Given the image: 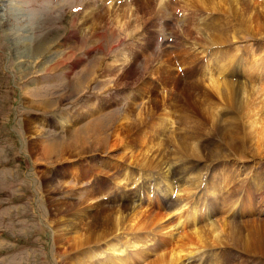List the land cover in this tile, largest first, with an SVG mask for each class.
Here are the masks:
<instances>
[{
  "label": "rangeland",
  "instance_id": "obj_1",
  "mask_svg": "<svg viewBox=\"0 0 264 264\" xmlns=\"http://www.w3.org/2000/svg\"><path fill=\"white\" fill-rule=\"evenodd\" d=\"M3 1L9 9L6 13L13 18L7 23L0 19V264H64L69 260L76 264L86 247L71 253L58 248L55 234L61 233L65 242L71 243L78 229L58 226L57 218L66 215L54 209L51 198L78 194L80 189L91 188L92 177L103 175L112 177H102L106 183H100V190L109 184L94 205L113 211V231L106 241L114 243V254L121 263L153 264L161 255L167 261L164 254L175 248L182 237L199 232V239L181 244L183 251L203 256L204 262H214L216 254L232 258L227 264H264V256L234 244L226 230L228 225L246 232L241 220L264 218V155L261 146L249 136L246 120L248 99L253 95L235 104L227 98L226 89L217 87L220 82L238 88L264 87V25L257 29L247 26L231 0H143L144 11L130 27L110 19L108 0ZM250 1L256 9L264 10V0ZM120 2L114 0L113 8H120ZM84 5L91 7L86 9ZM78 7L82 8L78 15H89L90 9L100 15L94 22L96 36L87 38L91 25L87 21L78 22L76 28L73 19ZM34 15L45 27L28 30L24 46L27 56L19 58L14 48L19 35L12 38L10 32L21 25L29 29ZM123 19L130 21L127 15ZM39 43L51 46L35 59L34 49ZM55 49L59 53L53 59L55 53L48 52ZM57 58L62 63L46 73L48 64L56 65ZM77 59L81 62L69 73ZM113 60L114 69L119 71L107 80L100 74L104 65ZM95 63L97 70L87 76ZM127 71L130 73L120 79V74ZM51 75L56 79L53 87L45 84ZM81 81L83 85H79ZM119 89L124 92L110 100L109 94ZM25 93L34 99L30 104ZM100 96L110 101L100 113L89 114L92 106L84 108L88 114L81 112L85 99H92L96 108ZM165 110L167 114L162 117ZM103 114H110L109 119ZM57 117H67V131ZM112 118L114 128L134 126L129 133L134 140L128 142L125 131L110 148L96 151L100 149L96 148L99 141L94 146L91 133L84 128L102 119L100 130L109 143L112 135L106 130ZM149 124L154 128L146 135L137 132V127L143 129ZM36 128L38 134H34ZM77 129L82 130L74 133ZM51 137L56 141L68 137L71 143L80 138L89 152L72 150L68 153L72 158L62 162L54 161V156L49 161L37 160L38 155L30 150L32 143ZM140 138L156 141L150 153L143 155L138 150L135 143ZM256 162L262 184L259 190L254 185L251 193ZM79 163L82 174L77 176ZM90 164L93 170L89 172ZM58 168L71 172L59 177ZM74 173L77 178L72 184ZM223 173L238 180L229 196L222 183L225 193L212 196L207 182ZM89 178L92 181L88 182ZM250 194L253 213L241 214L239 211L250 203ZM224 195L229 198L227 206L223 204ZM210 201L218 211L207 208ZM195 210L199 211L194 213ZM144 213L162 216L173 234L161 230V225L153 221L151 225L132 226L143 219ZM161 235L169 241L156 244L153 253L135 259L132 237L158 240ZM101 244L97 242V247ZM144 249L149 250V246ZM108 256L102 252L101 257Z\"/></svg>",
  "mask_w": 264,
  "mask_h": 264
},
{
  "label": "bare ground",
  "instance_id": "obj_2",
  "mask_svg": "<svg viewBox=\"0 0 264 264\" xmlns=\"http://www.w3.org/2000/svg\"><path fill=\"white\" fill-rule=\"evenodd\" d=\"M231 3L235 5L236 11L240 15L242 21L247 26L253 27V29H257V27L264 25V10L260 11V10L256 9L255 5L250 0H231ZM84 6L86 9H89L91 7V6L87 7V5H84ZM108 7L112 11L110 13L111 14L110 19L112 21L119 20L121 22L120 23L121 26L126 25L127 27H130V26L135 25V23L137 22V19L139 18V14L142 11H144V2H143V0H121L120 8L114 9L113 8L114 7V0H108ZM6 10H9L8 6L6 5V3L3 0H0V19L6 20L5 22L3 20L4 23H7L9 18H13V17H10V15H8L6 13ZM81 11H82V8L78 7V12L74 16L73 23L76 24V28H78V22L83 21V20L87 21L89 23V25L91 24L90 27L88 28L87 33H86L87 38H88V35H89V37L96 36L98 33L97 32L98 29L96 28L97 26L94 22L99 20L100 15L97 14L96 11L92 12L93 10H91V9L87 13L89 15H86V13L84 15H81V13L78 15V13ZM125 15L129 16V18H130V21L128 23H126L125 20L123 19V17ZM17 21H20V20H17ZM29 22H31L29 29H28L27 25H25V26L21 25V27H16L14 32H10L12 38L15 37L16 35L17 36L19 35L18 39L14 40V48L16 50V53L19 54L18 55L19 58H22L25 56L24 58L26 59V56H27L24 46L26 45V42L28 41V38H29V35H28L29 31L28 30H30V29L35 30V29H39L40 27H42V28L45 27L44 23L39 24L38 18L36 19V15L31 17ZM141 38H142V35L139 34L137 36V40L140 41ZM50 46H51V44H49V43H45V44L39 43L37 45V47L34 49V58L38 59L39 57H41L42 54L45 53ZM62 47H63V45H62ZM58 51L59 50L55 49L54 51L52 50L48 53H55L54 55L52 54L53 59H54V56L56 55V53H59ZM61 52L66 53L64 51H61ZM46 56H47L46 59H48L49 55H46ZM61 57H63V55ZM51 60H52V58H51ZM57 60H58V62L56 65L54 64V62L52 63V66H51V63H50V65L48 64L49 68L47 70L45 69L46 73H48L49 71L54 69L53 65L57 66L59 63H62V61H60V59L57 58ZM47 61H49V60H47ZM80 62H81V59L75 60L73 62V67L69 69V73L72 72L74 70V68L79 65ZM25 63L27 64L26 61H25ZM106 64L104 65V67L102 66L103 68L101 67L103 71L100 75L102 77L105 76L106 79L108 80V78L110 79V77H115L119 70L117 68L114 69V66H113L114 60H113V62L108 63L107 65ZM92 65L93 64H91L89 67H91ZM97 68H98V64L95 63L93 68L91 69V72H89V69H88V72L86 73L87 76L88 75L90 76L92 73H94V71H96ZM86 71H87V69H86ZM129 73H130V71H127L125 74H120L119 78L123 79ZM55 80L56 79L54 78V76L51 75L49 77L48 81H46L47 83H45V84L46 85L51 84L50 86L53 87V86H55L54 85ZM83 84H84V82H82V81L79 83V85H83ZM217 87H223L224 89H226L227 90V98L231 102H234L235 104H242L243 101L245 100V97H248L249 95H253V98L248 99V108H247V112H246L247 130H248L249 136L251 138L253 137V139L261 146V148H260L262 150L261 153H263V155H264V87H261V86L255 87V86L247 85L246 87L238 88V87H235L233 84H230L229 82H220V84H217ZM123 92H124V89H119L115 93L113 92V93L109 94L110 100H111V97L114 99V95L118 96V95L122 94ZM34 93H36V92H33V94ZM96 97H97V95H96ZM24 98L27 101H29V104H30V102H33V100H34V99H32L33 98L32 95H29V94L27 95L26 93H25ZM49 98L52 99L53 96H49ZM45 101H46V99H45ZM109 102L110 101H105V99L101 98V96H100L99 104H97L98 106H96V108H95V105H94L95 102L88 97L81 104L80 109H81V112L84 113L87 111V110H84L85 107L87 109V107L92 106L91 108H89V109H92L91 113H89V114L94 115V114L100 113L101 108L105 107V104H107V103L109 104ZM32 106H34V105H32ZM37 106L38 105H36V107ZM63 110H66V109H63ZM88 112H86V114H88ZM166 114H167V111L165 110L162 114V117L166 116ZM98 115L94 119H96L98 117ZM109 115L110 114H106V115L103 114L102 116L106 117L105 119H107ZM67 117H68V115H67ZM67 117L66 118H62V117L58 118L57 117L59 122L61 123L60 126H63V128H65L66 131L68 129L67 128V126H68L67 125V121H68ZM97 120H95L96 122H91L90 125H88L86 128H84L85 131H88L91 133L90 134L91 142L94 143L93 144L94 146L99 141L96 148L100 147V149H97L96 151L101 150V148L103 150L110 148L114 144V143L112 144V142H114L118 137H121L125 131H127V135H126L127 141L131 143L134 140V138L132 136L129 137V133L134 130V126H132V127H121L120 125H116L114 128V118H112L111 125L106 130V131L110 132V135H112L111 140L109 143L105 142L104 136L100 130L101 126L103 125V120L102 119L99 121H97ZM54 122H55V120H54ZM59 122H58V124H59ZM219 125H221V124L219 123ZM29 128H30V130H32V127H29ZM138 128H139V130L137 132H140L142 135H146L154 127L152 124H149V125H146L143 129H141L140 126L137 127L136 129H138ZM37 130H38L37 128H36V130H34V134H38L39 130L38 131ZM81 130L82 129H77L74 133H77L78 131L80 132ZM223 130L226 131L225 128H223ZM143 131H145V133ZM61 140L56 141V140H54V138L52 139V137H51V139L49 138L48 140H46L45 142L43 141L42 143H41V141H38V142L35 141L32 143L30 150L32 151V153L38 155V156H36L37 160H41V161L48 160L49 161L51 159V157L54 156V161H56V162L57 161L62 162L65 159L72 158V156H70V154H68L72 150L78 149L82 153L89 152V151H86V149H85L86 146L84 145L83 142H81L80 138H77L76 140H74L73 143L70 142V138L68 139V137L65 138L64 141L63 140L61 141ZM226 140H228L230 142V139H226ZM135 144H136V147L138 148V150H140L141 153L144 155L148 152L150 153L151 149L156 146V141H154L153 138H151L149 140H146L145 138H140V140L137 141ZM80 163L76 165L77 166L76 167V169H77L76 175L77 176L82 174V168H81V174L79 173ZM89 168H90L89 172H90V170L91 171L93 170L92 164H90ZM66 172H71V170L58 168V170H57L58 175L57 176L64 177L66 175ZM89 172H88V174H89ZM260 173H261L260 169L258 170V162H256L254 165V173H253V176L251 179L252 183H253L251 193H252V191H254V185L256 186V188H258L256 190H259V188H261L262 177H260ZM76 175L74 173L70 183L73 184L74 182H76V180H75L77 178ZM261 175L264 178V173L263 174L261 173ZM102 177L111 178L112 176H107V177L104 175L98 176V177L94 176L91 178V179H93V181L90 178L88 180V182L90 180L92 181L91 188L82 190V189H80L81 187H78L80 189L78 194L77 193L76 194L66 193L61 198L60 197L59 198H51V201H53L52 203H53L54 209H58V211H60V212L62 211L64 213V215H66V217L64 216L63 219L60 217L57 218L58 226L59 227H65L64 229H67V230L73 229V231L74 230L76 231L78 229V234L77 235L73 234L74 235L72 237L73 241L71 243H69L68 240H66V242H65L64 239L66 237L64 235H61V233L59 235L54 233L55 234L54 241L58 245L59 249L64 247V250L61 251L63 253H66V252L71 253L72 251H74L78 248L86 247V249L83 250V252H82L83 254H81L82 256L79 258V261H78L79 263L76 261L77 262L76 264H124V263L125 264H131V263H126V262L121 263L118 256L114 254V243L111 242L110 240L106 241V239H107L106 237H109V234H111V232L113 231V224L111 221L113 211L110 208H105V210L100 209L99 208L100 204L94 205V202L96 203L99 201V197H100V194H102V190H105V187L109 184V182H107V185L105 187L102 186L104 188L100 190V187H99L100 183H102V184L106 183V180L102 179ZM224 180H226V182H224ZM237 180H238V178H235L231 174L227 175L226 173H223L215 181L209 180L207 182V189L212 194V196H216V194L225 193L224 187L226 185V187L228 188L227 189L228 192H226V193H227V196H229L230 195V188L234 186V183L237 182ZM70 183H68V184L70 185ZM221 183L224 186L223 190L220 186ZM50 184L52 185V182H50ZM66 186H68V185H66ZM68 187H71V186H68ZM68 187H66L64 189H68ZM54 189H56L57 192L60 191L59 190L60 188L58 186H55V185H54ZM47 191H48V189H47ZM76 191H78V190L76 189ZM227 196L224 195V197H223L224 206H227V201L229 199V198L227 199ZM58 199H59V201H57ZM73 199L76 200V203H75V201H73ZM251 199H252V195L250 194V203L246 204V206L239 211L241 214H243V211H245V212L248 211L250 214L253 213V211H251L252 204H253ZM80 204H82V206H80ZM98 208L100 210H98ZM207 208L212 209L213 211H218L217 208L213 207V205L211 204V201L208 204ZM91 209H95V210H97V212L96 213H90L89 210H91ZM231 210H234V209H231ZM198 211L199 210H195L194 213H196ZM256 211H254V213H257ZM186 218H187V216H186ZM151 221H153L152 224H155V223L160 224L161 230L168 232V234H171V235L173 234V233H171L172 231L169 228V226L167 225V223H165L164 218L160 215L156 216L152 213H144L143 219H139L137 223H134V224L131 223V224H132V226L134 225L136 227H142V226L150 224ZM241 224L244 226V229L246 232H242V230H240L237 227H230L228 225L226 226V230H227V233H228L231 241L240 247H244L250 253L257 254L259 257L264 256V218H262L260 216H255V217H251V218L245 217L243 220H241ZM58 226H56V227H58ZM55 229L57 231L59 230L57 228H55ZM60 229H62V228H60ZM132 238H134V242L132 243V247L134 249V254L136 256L135 259H139L140 256H142V255H148V254L153 253L154 252L153 249L155 248V245L156 244L159 245L163 241L166 240V238H162V235L158 238V240H155L154 238H149V237H136V238L132 237ZM193 238L199 239L200 233L195 232L192 234H187L186 236L182 237V240L180 241V243L178 245H176L175 248L169 249L164 254V256H166V258H167V261H163L162 260L163 256L161 255V256H158L156 259L153 260V264H221L222 262H224L223 264H227V263L231 262L232 258L227 257V256L221 257V256H218L216 254H214V257H215L214 262L207 260V259H206L207 262H204L205 259L203 258V256H198L197 254H193L190 250H187L186 252L183 251L180 247L181 244L183 242L187 243L188 241L193 240ZM135 239L140 241V243H136ZM99 241L102 244H101V246L97 247V242H99ZM167 241H169V239H167L166 242ZM91 243H92V245H90ZM145 245L149 246V250L144 249ZM101 249L104 252L106 251V253L109 254V256L107 258L101 257L102 252H103V251L101 252ZM69 261H71V260H69ZM69 261L68 262L64 261V264L65 263L69 264L70 263ZM135 262H136V260H135ZM70 264H73V262Z\"/></svg>",
  "mask_w": 264,
  "mask_h": 264
}]
</instances>
